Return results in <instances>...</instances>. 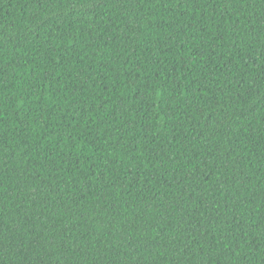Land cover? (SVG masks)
Masks as SVG:
<instances>
[{
  "label": "trees",
  "instance_id": "trees-1",
  "mask_svg": "<svg viewBox=\"0 0 264 264\" xmlns=\"http://www.w3.org/2000/svg\"><path fill=\"white\" fill-rule=\"evenodd\" d=\"M0 264H264V0H0Z\"/></svg>",
  "mask_w": 264,
  "mask_h": 264
}]
</instances>
